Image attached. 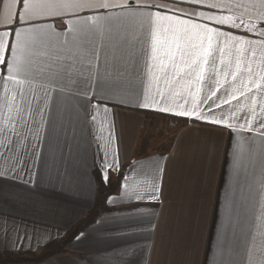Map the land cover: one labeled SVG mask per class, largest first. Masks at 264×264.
<instances>
[{"label": "crops", "instance_id": "crops-1", "mask_svg": "<svg viewBox=\"0 0 264 264\" xmlns=\"http://www.w3.org/2000/svg\"><path fill=\"white\" fill-rule=\"evenodd\" d=\"M216 2L229 7L197 10L264 16V0ZM3 4L15 10L14 0ZM6 13L0 5V31ZM111 13V19L88 21L78 31L56 19L50 31L25 34L26 46L17 55L30 62L33 75L18 76L22 84L0 79V252L37 251L62 238L91 211L97 192L94 170L101 176L107 154L117 168L108 169L109 181H118V187L97 218L60 254L30 264H264V46L253 42L226 49L223 65L215 53L221 69L231 65L234 71L236 60L241 61L236 81L221 73L223 87L212 89L220 96L226 88L235 98L217 101L209 110L213 96L199 108L209 118L230 120L235 130L195 115L180 117L188 120L181 122L147 112L177 117L172 113L138 106L146 94L149 103L155 98L173 109L193 106L190 85L185 80L166 84L158 67V62L168 63V23L158 33V61H153L150 22L119 9ZM107 15L80 13L83 19ZM202 22L255 41L256 34L243 28ZM114 62L139 71L129 68V74L115 77ZM150 63L157 64L151 73ZM97 77L108 85L103 93ZM204 95L202 90L197 99ZM245 116L255 131L240 127ZM156 127H162L161 139L154 141L157 135L148 131ZM161 140L164 145L156 146ZM153 184L159 187L156 199H129L133 192L148 193Z\"/></svg>", "mask_w": 264, "mask_h": 264}, {"label": "snow or ice", "instance_id": "snow-or-ice-1", "mask_svg": "<svg viewBox=\"0 0 264 264\" xmlns=\"http://www.w3.org/2000/svg\"><path fill=\"white\" fill-rule=\"evenodd\" d=\"M16 7L13 11L11 5H4L3 0H0V5L7 8L5 14L4 30L0 31V67L6 69V75L0 77L5 83L7 81H16L24 83L23 80H18V76L29 77L33 75L30 62H24L17 55L18 50L23 52L26 42L23 36L27 33H38L50 31L49 24H54L56 19L65 24V27L75 25L76 31L80 25H87L88 21L97 22L100 20L111 19V10L119 9L120 14L128 16H141L146 18L152 25V44H151V60L158 61L157 53L159 51V36L158 33L163 27L164 22L168 23L164 33L170 37L171 44L168 46L166 53L168 63L158 62V67L162 71L166 84H173L185 80L189 85V95L192 97L193 106L191 108L184 107L182 104H177L176 108L161 106L155 98L148 102L147 94L145 100L138 106L142 108H153L165 113H172L177 117H193L198 120H203L213 124H223L225 127H230L235 130L236 125L230 120L223 119L213 115L209 118L203 115L200 111L199 104L207 103L211 97L216 99L208 104V109L213 106H218L220 103H227L230 99L235 98V93H229L224 89V94L216 96V91H213V86L219 90L223 87L218 78L221 73L225 76H232L233 81H236L238 74L241 72V61L239 58L235 63V70L230 71L231 65H226L224 69L217 67V57L215 53H220V63L224 64L225 50L236 47L237 44H251L253 42L260 43L264 46V16H246L240 15H214L208 14L205 11H198L197 8L206 9H224L229 7L216 0H14ZM186 4L187 7H181L180 4ZM87 10L88 12H108L107 16H88L87 19L80 17V13ZM179 14V16L177 15ZM73 17H76L74 20ZM183 17V18H180ZM191 18H196L193 22ZM202 21H208L211 25L227 26L229 29L243 28L246 32L256 34L255 41L246 40L244 36L233 35L227 30H220L215 26H209ZM239 21V22H237ZM13 37L15 39H13ZM168 44V40H165ZM238 52L243 51V48H238ZM10 53V55H9ZM157 67V64L150 63L148 65L149 73ZM129 68H132L133 73H138L139 69L135 65H127L120 67L114 62L111 65V73L115 77L129 74ZM249 75H252V69L248 68ZM97 88L100 92L107 90V83L97 77ZM191 86H195V92L191 91ZM202 90H205L203 99L198 100ZM243 94V89H240ZM163 96V93H160ZM87 95V93H85ZM19 96L24 99L26 93L20 89ZM17 96L14 93L8 101L9 112L13 109V101ZM48 97L45 96V99ZM106 98V97H105ZM184 99V97H181ZM30 103V102H29ZM17 111H21L16 106ZM40 110L39 108L37 109ZM107 111V109H105ZM10 119V118H9ZM233 119H239L233 117ZM245 123L240 125L241 128L251 127L255 131V126L248 121V117H243ZM256 119L255 110H253V120ZM95 120V116H93ZM12 132L18 131L14 121ZM21 122L26 125V122L21 118ZM264 130V122L260 125ZM108 169L116 171L115 158L112 162L107 160V154L104 162L101 164V177L104 183L109 182ZM6 175V173H5ZM126 179V178H125ZM159 191V187L152 185L151 191L148 193L133 192L129 195V199L135 198L138 201H143L146 196L149 199H156L155 192Z\"/></svg>", "mask_w": 264, "mask_h": 264}, {"label": "trees", "instance_id": "trees-1", "mask_svg": "<svg viewBox=\"0 0 264 264\" xmlns=\"http://www.w3.org/2000/svg\"><path fill=\"white\" fill-rule=\"evenodd\" d=\"M153 115H160L165 118H174L181 122L188 120L157 112H147ZM94 178L97 182V192L91 211L66 230L64 236L58 240H52L44 244L39 250L32 252L13 253L9 251L0 252V264H27L39 263L47 260L57 253H61L67 244L90 225L102 210L104 200L110 196L118 187V181L104 183L98 169L94 170Z\"/></svg>", "mask_w": 264, "mask_h": 264}, {"label": "rangeland", "instance_id": "rangeland-1", "mask_svg": "<svg viewBox=\"0 0 264 264\" xmlns=\"http://www.w3.org/2000/svg\"><path fill=\"white\" fill-rule=\"evenodd\" d=\"M169 119H171V118H169ZM160 128H162V127H156V128H154V129H150V131H148V134H155V135H157V136H152V139H154V141H156L157 139H161V133L159 132V130H160ZM164 145V141L163 140H161V141H159L157 144H156V146H158V147H160V146H163ZM84 217V216H83ZM9 252H12V251H9ZM25 252H32V251H25ZM34 252V251H33ZM13 253H22V252H13ZM27 264H30V263H27Z\"/></svg>", "mask_w": 264, "mask_h": 264}]
</instances>
